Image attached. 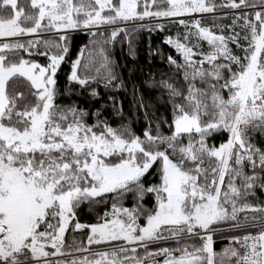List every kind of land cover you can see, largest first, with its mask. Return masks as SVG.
Wrapping results in <instances>:
<instances>
[{"label":"snow or ice","instance_id":"6c2138e0","mask_svg":"<svg viewBox=\"0 0 264 264\" xmlns=\"http://www.w3.org/2000/svg\"><path fill=\"white\" fill-rule=\"evenodd\" d=\"M165 22L184 31L164 38L176 53L166 57L171 74L147 83L170 118L150 111L135 68L126 81L127 65L107 47L123 35L135 59L134 34ZM73 30L90 46L61 88ZM149 55L165 59L159 48ZM129 82L142 135L116 95ZM85 93L87 106L71 99ZM257 189L264 193V0H0V264H264ZM84 210L95 222H81ZM69 229L85 239L69 245ZM217 239L227 240L219 252Z\"/></svg>","mask_w":264,"mask_h":264},{"label":"trees","instance_id":"16d2710c","mask_svg":"<svg viewBox=\"0 0 264 264\" xmlns=\"http://www.w3.org/2000/svg\"><path fill=\"white\" fill-rule=\"evenodd\" d=\"M21 3H24V0H20ZM224 22H230V19L222 21ZM207 24H211L212 20L209 18L207 21H205ZM184 29L180 27L179 25H173L170 23L165 22V29L163 31L157 30L154 32H148L147 30H141L139 33L134 34L133 38V47L136 50L135 59L130 55L129 53V45L127 41L124 39L123 35H120L117 38V41L115 45H108V49L113 55V58L117 60V62L121 65H127V67H122L121 71L124 74V78L126 81H128L129 73L128 68H135V73L132 77V81H134L137 85L140 86V91L143 92L145 101L151 102L153 105V109L150 111L155 112L157 116L161 114H165L170 118V110L166 103H164L163 100H161L158 96V93L160 92V89L156 88H150L148 85V81L151 80L153 77L156 80L161 79V73L171 74V69L168 67L166 62L167 55L171 54L173 56H176L175 50L164 43V38L167 35L175 36L177 32H183ZM41 36L43 38H55L54 34L52 33H42ZM90 37L89 35L84 31H72V34L69 38V42L71 45V54L67 58V62H62L61 69L58 73L59 77V85L61 88H64L67 82V74L71 71L70 61L76 58V55L78 54L81 47L85 45H89ZM151 49H157L159 48L163 56L165 57L164 60L161 59L160 55L150 56L149 51ZM234 48V46H233ZM41 50H43V47L41 46ZM85 58L87 57L88 53L85 52ZM34 59H36L40 63H45L46 58L42 56H33ZM75 92L82 91L80 89L79 85L73 84L72 85ZM131 87L132 83H128V90L124 91L121 90L116 95L120 100L123 102V111H124V119L131 122V125L133 129L137 132V134L143 133V130L147 127V122L144 118V112L137 107H134V101L132 99L131 94ZM100 92L103 93L105 90L103 87H100ZM86 97L87 93L84 94V96L79 95H72V100H79L81 104L87 106L86 104ZM105 99H107L105 97ZM62 102L67 103V100H64ZM103 101L96 100L93 101V104L95 106H99L100 103ZM112 109L110 107L107 108L106 115L111 114ZM112 124L113 126H116L119 124L120 118L113 115L112 116ZM165 131H167V126H165ZM221 137H217L214 141L215 143L220 142ZM212 142V141H210ZM250 200L252 202H259L264 204V193H261L257 189V196L256 197H250ZM147 202L151 203V197L147 198ZM127 205H130L131 201L125 202ZM110 208V204L108 205ZM105 211V206L103 204L99 205L97 208V213L100 215L103 214ZM251 214V213H250ZM81 222L82 223H91L95 222L96 220V214H89L86 210L82 211L80 213ZM251 231L255 232V229H251ZM237 235H243L244 232H238V233H232ZM67 235V242L69 245L72 244H78L82 239H85L84 235L82 233H73L71 229H69ZM227 244V240H220L217 239L214 248L217 252H219L222 247ZM165 246V245H160ZM93 250L99 249L97 246H92ZM140 251V250H138ZM162 259V257L160 258Z\"/></svg>","mask_w":264,"mask_h":264},{"label":"rangeland","instance_id":"374dc122","mask_svg":"<svg viewBox=\"0 0 264 264\" xmlns=\"http://www.w3.org/2000/svg\"><path fill=\"white\" fill-rule=\"evenodd\" d=\"M231 22V21H230ZM229 22V23H230ZM224 23H228V22H224ZM73 31H80V30H73ZM234 46V48H235V45H232V47ZM204 48H205V50L207 49V45H206V43L204 44ZM96 250H99V249H95V250H93V251H96Z\"/></svg>","mask_w":264,"mask_h":264},{"label":"built area","instance_id":"2783aa9c","mask_svg":"<svg viewBox=\"0 0 264 264\" xmlns=\"http://www.w3.org/2000/svg\"><path fill=\"white\" fill-rule=\"evenodd\" d=\"M205 15L211 17L213 14H205ZM145 22L147 23L148 21H145Z\"/></svg>","mask_w":264,"mask_h":264}]
</instances>
